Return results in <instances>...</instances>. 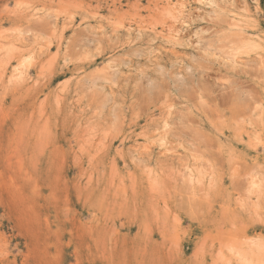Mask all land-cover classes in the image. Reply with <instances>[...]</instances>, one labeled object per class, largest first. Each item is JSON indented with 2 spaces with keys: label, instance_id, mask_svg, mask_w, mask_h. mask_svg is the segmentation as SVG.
I'll return each instance as SVG.
<instances>
[{
  "label": "rangeland",
  "instance_id": "rangeland-1",
  "mask_svg": "<svg viewBox=\"0 0 264 264\" xmlns=\"http://www.w3.org/2000/svg\"><path fill=\"white\" fill-rule=\"evenodd\" d=\"M0 264H264V0H0Z\"/></svg>",
  "mask_w": 264,
  "mask_h": 264
}]
</instances>
